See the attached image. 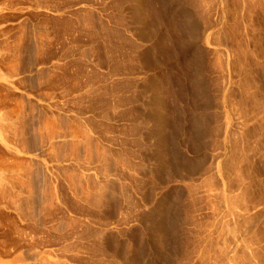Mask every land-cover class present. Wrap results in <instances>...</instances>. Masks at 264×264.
Segmentation results:
<instances>
[{
	"label": "rangeland",
	"instance_id": "374dc122",
	"mask_svg": "<svg viewBox=\"0 0 264 264\" xmlns=\"http://www.w3.org/2000/svg\"><path fill=\"white\" fill-rule=\"evenodd\" d=\"M0 264H264V0H0Z\"/></svg>",
	"mask_w": 264,
	"mask_h": 264
}]
</instances>
